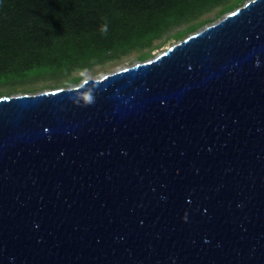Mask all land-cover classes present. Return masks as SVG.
Instances as JSON below:
<instances>
[{
  "label": "water",
  "instance_id": "water-1",
  "mask_svg": "<svg viewBox=\"0 0 264 264\" xmlns=\"http://www.w3.org/2000/svg\"><path fill=\"white\" fill-rule=\"evenodd\" d=\"M0 264H264V0L0 98Z\"/></svg>",
  "mask_w": 264,
  "mask_h": 264
},
{
  "label": "trees",
  "instance_id": "trees-1",
  "mask_svg": "<svg viewBox=\"0 0 264 264\" xmlns=\"http://www.w3.org/2000/svg\"><path fill=\"white\" fill-rule=\"evenodd\" d=\"M241 1L0 0V88L68 82L73 72L154 49L171 30L216 10L204 22L213 21Z\"/></svg>",
  "mask_w": 264,
  "mask_h": 264
},
{
  "label": "rangeland",
  "instance_id": "rangeland-1",
  "mask_svg": "<svg viewBox=\"0 0 264 264\" xmlns=\"http://www.w3.org/2000/svg\"><path fill=\"white\" fill-rule=\"evenodd\" d=\"M246 1L248 0H242L240 3H237L232 9L225 10L221 14H219L218 17H216L213 21L204 22L206 17L213 16L215 14V11L209 12L205 15H203L201 18L194 20L189 23H185L181 25L178 28H175L171 30L165 38H167L166 42L162 44L160 47L158 45L164 41L165 38H163L160 41L155 42L154 49L151 50H134L131 51L125 55L120 56L119 58L106 61L103 64L95 65L89 69H85L78 72H73L70 76L66 77L65 79H68V82H62V80L55 81L54 79H46V80H29L23 85H14L12 87H3L0 88V98L2 97H9V96H17V95H23V94H32L42 91H47L51 89L71 86L75 84H80L82 81L86 79H96L99 77H102L106 74L113 73L115 71L130 67L134 64L141 63L150 59H153L154 57L158 56L162 52H164L167 48L172 46L173 44L177 43L178 41L186 38L190 34L197 32L204 28L205 26L216 22L217 20L221 19L226 14L232 12L236 8L242 6ZM192 24H197L194 30H188V28ZM188 30V31H187ZM178 33H182V35L177 36ZM77 79V80H75ZM64 80V79H63ZM61 81V82H60Z\"/></svg>",
  "mask_w": 264,
  "mask_h": 264
},
{
  "label": "clouds",
  "instance_id": "clouds-1",
  "mask_svg": "<svg viewBox=\"0 0 264 264\" xmlns=\"http://www.w3.org/2000/svg\"><path fill=\"white\" fill-rule=\"evenodd\" d=\"M101 31H103L104 33H106L108 31V26L107 24H104L101 28Z\"/></svg>",
  "mask_w": 264,
  "mask_h": 264
}]
</instances>
